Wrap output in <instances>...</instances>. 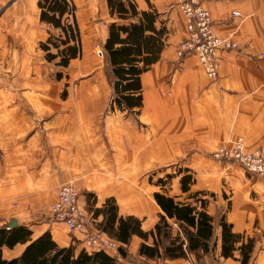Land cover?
<instances>
[{"label": "crops", "instance_id": "0c3cea01", "mask_svg": "<svg viewBox=\"0 0 264 264\" xmlns=\"http://www.w3.org/2000/svg\"><path fill=\"white\" fill-rule=\"evenodd\" d=\"M68 1L76 8L82 62L74 59L70 63L71 76L75 75L64 80L71 87L65 99L58 95L61 88L57 83L31 80L26 87L32 85L37 90H24L18 96L24 110L6 112L7 134L13 135L10 150L17 151L16 157L22 150L23 158L15 165L16 177L10 178L8 171L3 182L17 183V198L26 200L31 211L38 203L34 202V191L39 192L42 176L49 179V189L74 182L83 208L89 200L99 209L113 199L119 216L135 217L141 229L150 232L161 214L153 195L166 192L140 178L148 169L178 165L183 172L192 173L194 183L185 194L180 190L181 175L175 177L179 195L170 197L183 200L190 193L213 194L208 213L214 216L213 204H225L221 214L232 232L255 240L248 264H264V179L210 157L214 150L237 138L244 139L250 152L264 146V0H205L215 32L222 37L232 35L239 45L236 51L221 53L219 77L214 82L205 77L194 58L180 59L176 54L185 35V19L182 16L180 24L172 23L171 17L163 22L160 15L174 0H134L138 11L148 10L149 5L157 11L156 27L164 26L166 34L158 60L139 77L141 106L131 110L114 107L112 111L108 109L114 78L104 46L108 27L116 20L110 17L107 0H85L82 16L88 23L97 22L92 27L97 34L91 37H96L97 50L102 52L100 57L96 50V56L105 59L104 65L90 64V49L82 39L77 7L73 0ZM37 2L0 0V10L8 6L0 14V39L6 40L12 55L36 54L50 32L56 33L40 21ZM232 12H239L241 17L231 18ZM76 74L86 77L77 80ZM1 151L6 169L7 159L12 157L4 155L2 144ZM16 220L17 227L29 229L34 240L49 231L60 247L73 246L76 253L86 250L77 234L71 236L62 228L56 234L50 223L21 215ZM100 221L101 217L97 219ZM216 237V248L204 257L203 264H240L238 252L233 258L221 256L219 228ZM151 242L149 239L147 243ZM141 243V239L132 237L126 257H118V262L196 264L192 256L165 262L145 260L138 256ZM20 251L16 249L15 257Z\"/></svg>", "mask_w": 264, "mask_h": 264}, {"label": "trees", "instance_id": "16d2710c", "mask_svg": "<svg viewBox=\"0 0 264 264\" xmlns=\"http://www.w3.org/2000/svg\"><path fill=\"white\" fill-rule=\"evenodd\" d=\"M37 6L40 21L59 33L50 32L48 39L40 44L45 60L66 69L70 61L81 55L76 8L68 0H38ZM107 6L110 17L116 20L108 27L104 46L114 78V104L119 110H131L141 106L139 77L158 60L166 30L164 26L156 27L157 13L150 5L148 10L138 11L134 0H107ZM179 175L180 190L186 194L194 183V177L180 169ZM158 185L162 189L165 186L162 180ZM153 197L161 214L150 232H144L135 217L119 216L113 199L93 210L94 220L101 217L98 229L120 245L118 253L122 258L126 257V247L132 237L136 236L142 240L138 256L145 260L165 262L192 256L196 264H203L204 257L216 248V228H219L221 256L233 258L238 252L240 264L249 263L255 240L232 232L222 214L212 216L208 213L213 194L195 192L183 200L165 193H154ZM31 236V231L24 227L1 230L0 264H120L117 258L102 251L88 253L81 250L76 253L73 246L60 247L49 233L35 240ZM149 239L152 240L150 244L147 243ZM16 245H24L23 252L17 258L3 259L2 248L13 249Z\"/></svg>", "mask_w": 264, "mask_h": 264}, {"label": "rangeland", "instance_id": "374dc122", "mask_svg": "<svg viewBox=\"0 0 264 264\" xmlns=\"http://www.w3.org/2000/svg\"><path fill=\"white\" fill-rule=\"evenodd\" d=\"M73 1H74L75 5L77 7V10H78L77 16H78V22H79V26H80L82 39L85 43L88 44L89 49H90V54L87 57V62H89L90 64L99 65V66L104 65L105 59H100L95 54L97 47H98V40L96 39L95 36L91 37L92 34L93 35L97 34L95 32V29H92V27L94 25H96L97 22H95L94 24L88 23V22H86V17L82 16V14H84L85 9H86L85 8L86 6L84 4L85 0H73ZM175 1L176 0H174L172 3L168 2L167 5L163 8L162 13L160 14L162 17L161 20L163 22L166 19L169 20V18L171 17L170 19H171L172 23L173 22H177V24L181 23V18L183 15L180 12V10L178 9V7L176 6ZM204 3H205V1H204ZM138 6L141 7V5H138ZM4 10H0V14L2 12H4ZM153 10L157 13V11L154 8H153ZM231 14H230V17L233 18L231 16ZM158 16L159 15L157 14V17ZM211 21H212V19H211ZM109 23H110V21H109ZM212 26H213V22H212ZM213 30H214V28H213ZM55 32H56L55 33L56 35L59 34L57 31H55ZM185 32H186V29H185ZM214 32H215V30H214ZM219 36H221V35H219ZM227 37H225V38H227ZM228 38L230 40H232L233 42H235L238 47L235 50L222 51L221 53L229 52V51H236L239 48L238 43L233 39L232 35H230ZM183 39H184V37H183ZM178 45H177V48H178ZM39 48H40V45H39ZM177 48H176V50H177ZM97 51L100 52L101 50L98 49ZM11 52H12V49H11V47H7L6 40L0 39V231H1V227L3 225H5L6 223H8L10 219H12V218L16 219L17 215L18 216L21 215V216H24L25 218L29 217V219H31V220H39L41 223H43V222H46L48 224L50 223L51 226H53L54 232L56 234L58 232L57 230L59 228H62L71 236H75V234L79 235L80 237H79L78 241L84 245V247L86 249L84 251H86L88 253L95 252V251H102L111 257L122 258L118 253V248L120 245L117 242H115L114 240H112L111 238L107 237L104 233H102L98 229L97 226H98L99 222H97V220H94L93 215H92L93 210L96 208L94 207V203L90 202L91 200H89V199H91V198H89L88 199L89 201H87L86 209L83 208L82 205L80 204V201H79L80 193L77 190L76 184L74 182H71V181L66 182V183L59 185L55 189L54 188L49 189V187H51V186H48L49 184H47L49 179L47 177L45 178L44 176H42L44 178L42 183H40V185H37V186H39V189H38L39 192L37 190L34 191V196L37 198V199H35L34 202H38V203H36L33 211H31V208L28 206V204H26L27 203L26 200H22L21 198H17V194H18L19 189L16 188L17 183L15 181L10 180L9 182H6V181L3 182V179L8 178V176H7L8 171H9L8 174H9L10 178H12L11 176H13L14 178L16 177V173H13L15 170V165H16L18 160H21L23 158V151L22 150L19 152V156H17V157H16L17 151L16 150L15 151L10 150L13 147L12 145H10V138L13 135L10 136L9 134H7L6 128H7L8 123H7V118H6V112L24 110V104L22 102H20L21 100L18 98V96L24 90L26 93L28 92V90H30V91H36L37 90L36 87H33L32 85H31V87H26V85L29 81H31V80H36V81L42 80V81H45L46 83H57L56 84L57 88H58V86L61 88V89H57L58 95L61 97V99H65L66 96L70 93L71 87H70V85L65 84L64 80H68V79L70 80V77L74 78V75H75V74H73L71 76L73 67L72 66L70 67V64L66 69H62V68H58V67L54 66L52 63L46 62L45 53H43L41 49L38 53L32 54V55H12ZM51 52L55 53V50L51 48ZM221 53H220V57H219V66H220ZM81 57L82 56L80 55V57L76 58V59L79 60V59H81ZM191 58H193V57H191ZM180 59H182V58H180ZM79 62H82V60L81 61L79 60ZM70 63H71V61H70ZM58 74L60 75V78H57V76H59ZM85 77L86 76H81V75L77 76V74L75 76V78H77V80H80L81 78H85ZM218 77H219V69H218ZM36 81H35V83H36ZM212 82H214V81H212ZM24 83H25V87H24ZM43 90H47V86H46V88L42 87V91ZM113 93H114V89H113ZM51 94H52V91H51ZM112 97H113L112 102H111L110 107L108 109L109 111L110 110L112 111L113 108L116 107V105L114 104V95L113 94H112ZM2 124L4 125L5 128H2ZM236 140H234V141H236ZM243 141H244V139H243ZM1 144L3 146L4 155H6L8 158L9 154H11V157H12L11 159H7L8 164L11 163L12 166H9V168H8V164H7L6 169L2 166ZM231 144H229L228 146L219 147V148H230ZM262 147H264V146H262ZM219 148H217V149H219ZM243 149L246 153H250V151L247 150L245 141L243 143ZM257 149H255V150H257ZM216 150H214V151H216ZM251 152H253V151H251ZM210 157L212 158V156H210ZM216 161H218V160H216ZM221 162H230V165H235V167L241 169L242 171H244V173H246L249 176L261 177V176H258L255 174H250V173L246 172L240 165H238L236 162H234L232 160H224ZM179 169L183 170L184 168L178 167V165H174V166H171L168 168L148 169L145 171L144 176L140 178V181H142V182L144 181L146 184L150 183L152 185H155V184L158 185L159 180H162L163 184L165 185L163 188V191L166 192V195L177 196V195H179L178 184H177V180H173V179L175 177H178L177 174H178ZM168 176H173V178H168ZM44 181H45V183H43ZM66 184L72 185L75 192H76L75 193L77 195V200H76L77 204L75 205L76 211L77 210L79 212L81 211V213H79L77 215H81L79 217L81 218L83 224L87 227L88 233L97 234L103 242H106L107 244H111L115 247L111 246V248H109L108 251L99 250L97 247H91L87 243L85 234L79 232L78 230L77 231H71L65 225V223L58 222L57 218L53 217V214L51 213L52 207L54 206V204L56 203V201L58 199V194H59L61 188ZM140 185H141V182H138V186H140ZM37 188L38 187H36V189ZM224 207H225V204L222 205V203L213 204L212 208H211V209H213V215L214 216L220 215L224 211L223 210ZM140 225H141V223H140ZM45 233H49V231L45 232ZM73 238L75 239L76 237H73ZM17 248H19V250H21L23 252L25 246L19 245L18 247H15L13 249H8V250H12V251H7L6 250L7 248H2V250H1L2 258L6 259V260L17 258L19 256L18 255L17 257H15L16 256L15 254H17L16 253ZM21 251H20V253H21ZM253 251H254V249H253Z\"/></svg>", "mask_w": 264, "mask_h": 264}, {"label": "built area", "instance_id": "2783aa9c", "mask_svg": "<svg viewBox=\"0 0 264 264\" xmlns=\"http://www.w3.org/2000/svg\"><path fill=\"white\" fill-rule=\"evenodd\" d=\"M205 0H176V6L185 19L184 39L179 43L176 54L179 58L193 57L203 74L210 81L218 78L219 57L222 51L235 50L237 44L228 37H221L213 30L209 12L204 7ZM233 18H240L239 12H232ZM102 56V52H98ZM243 139L238 138L230 148H219L211 156L214 160H232L246 172L261 176L264 179V147L246 153L243 149ZM72 185H64L58 199L52 207L53 217L63 222L71 231L85 234L88 245L99 250L108 251L111 244L103 242L95 233H88L87 227L77 215L75 205L77 195ZM115 247V246H113Z\"/></svg>", "mask_w": 264, "mask_h": 264}, {"label": "water", "instance_id": "95a60500", "mask_svg": "<svg viewBox=\"0 0 264 264\" xmlns=\"http://www.w3.org/2000/svg\"><path fill=\"white\" fill-rule=\"evenodd\" d=\"M17 227V220L12 218L8 223L1 227V230H11Z\"/></svg>", "mask_w": 264, "mask_h": 264}]
</instances>
